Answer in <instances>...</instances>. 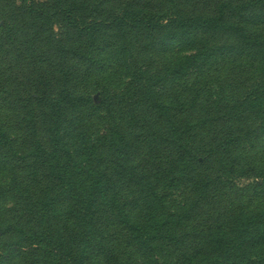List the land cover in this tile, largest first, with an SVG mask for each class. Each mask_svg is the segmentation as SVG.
<instances>
[{
    "label": "rangeland",
    "instance_id": "374dc122",
    "mask_svg": "<svg viewBox=\"0 0 264 264\" xmlns=\"http://www.w3.org/2000/svg\"><path fill=\"white\" fill-rule=\"evenodd\" d=\"M73 1L93 33L80 40L66 36V42L67 29L50 16L52 10L46 11L49 32L40 29L37 35L31 21H23L27 8L41 12L40 5L52 0H0V124L12 141L0 161V253L18 243L22 248L12 250L8 264H41L42 252L32 242L49 231L68 239L81 264H214L217 240L250 219H264V130L261 117L249 109L255 96L264 97V73L255 72L252 57L235 55L206 69L191 68L178 79L174 62L197 50L229 48L239 34L191 30L183 36L172 28L181 20L225 17L233 29L264 43V0ZM159 20V28H146ZM45 78L53 92L67 87L80 97L79 107L59 112V134L81 175H73L61 157L38 159L50 152L54 131V118L39 103ZM148 89L180 128L216 120L198 126L191 150L207 175L205 194L191 183L167 185L174 135L139 103ZM132 113L140 117L138 125L131 123ZM152 130H160L162 139L152 141ZM113 132L135 146L132 165L148 187L114 173ZM226 137L235 138L233 147L216 152L215 140ZM86 172L106 181L103 199L87 192L97 177ZM153 220L172 235L151 238ZM7 228H16L15 234Z\"/></svg>",
    "mask_w": 264,
    "mask_h": 264
},
{
    "label": "trees",
    "instance_id": "16d2710c",
    "mask_svg": "<svg viewBox=\"0 0 264 264\" xmlns=\"http://www.w3.org/2000/svg\"><path fill=\"white\" fill-rule=\"evenodd\" d=\"M40 8L43 11L33 12L30 8H27L26 13H24L23 16L24 23L27 20L31 21L30 27L32 28V32L37 35L39 34L40 29H45L44 31L46 32L50 31L51 28L49 27H51V24L49 22V15L46 13V11L50 10H52L50 14L51 17L60 19L64 23V26L67 29V33L64 36L66 42L70 39L66 38V36L75 37L80 40L82 37H86L93 33L92 28L82 25V7L73 0H52L50 6L41 4ZM238 13L242 15L241 12ZM119 21L122 23L125 21V18L121 17L119 18ZM166 22L174 23V21L170 20H167ZM252 23H256V21L254 20ZM161 24L160 20L159 22L151 21L150 25L146 28H154L156 26L159 28ZM231 26L232 25L225 21V17L223 19L208 21H203L199 18L181 20L173 25L172 30H179L183 36L191 30H197L198 32L202 30H204V32L213 31L216 33L222 31V33L227 34L230 38H232L230 32L234 33L236 31L239 36L237 43L229 48H216L215 50H209L206 52L197 50L191 55L182 57L172 64V73L180 79L184 77L183 73L188 72L191 68H198L200 65L206 69L211 66L213 62H216L221 58L233 57L235 55L241 57L247 55L248 57H252L256 64L255 72L257 73L261 71L264 73V43L258 42L252 36L244 34L243 31L239 29H233ZM230 28L232 30H230ZM48 38L53 41L50 37ZM70 41L73 42L72 39ZM57 48L60 50L59 45ZM47 63L50 64L49 61ZM154 87H156V85ZM79 101L80 97H76V95H74L71 90H68L67 87H64L59 92H53L51 82L45 78L42 98L39 100V103L41 109H43V114H50V116L54 118L53 124L50 128V130L54 131L51 132V138L49 140L51 147L50 152L47 153L42 151L38 159L41 161L58 162L61 157L65 162L69 161V167L72 169L71 173L73 175H81L82 172L81 168L71 158L69 150L65 144H62L61 142L63 140L59 134V130H61L60 113L68 106L73 108L79 107ZM159 101L158 94L153 89L146 90L145 93H142L141 98L139 99L141 106H144L145 110H149L150 113L154 114V119L158 123H163L167 126H164V130H167V133L168 130H170L174 135L171 141L173 156H171L170 159L173 160L175 164L173 167H169L165 170L164 179H168L167 185L171 187L176 186L180 182L191 183L199 193L205 194L207 187L209 186L206 181L207 175L201 171L200 162L195 158L191 150L196 148L193 144L197 138V132L199 131L196 130L199 129L198 126H200L201 129H205L208 125L216 122V120L208 118V120L204 121V119H202L199 124H185L184 128H180L179 124H176L174 118L171 116L168 107ZM252 104L253 105H251L249 109L255 111L257 114L256 116L261 117L260 130H264V118H262V116H264V97L261 98L260 96H255ZM139 119L140 117L136 114H131L130 121L133 125H138ZM142 120L143 126L151 130L150 123L146 124L145 120ZM4 130V126L0 124V161L5 154L3 153V150H8L10 146H12V141ZM148 136L149 138H152V141L156 142L162 139V132L160 130H152ZM251 137L252 136L250 135L249 138ZM234 141L235 138L229 137H226L225 140H215L214 150L218 152L223 146L233 147ZM59 145L62 147L61 149H59ZM110 147L112 148L114 160L116 161L114 173L120 177L127 174L131 178V181L136 185L148 187L150 185L149 181L143 176H139L132 165V158L135 155V146L122 133L113 132L110 139ZM232 165L235 168L237 167L238 162H234ZM87 174L91 178L93 176L97 177L95 182L90 184L91 188H89L87 192L93 194L97 191V195H100L103 199L106 191V181L98 174ZM259 175L264 182V170H262ZM79 180L82 181L83 178L79 176ZM103 186L105 187L102 188ZM76 198H78L77 195ZM91 199L93 200V198ZM257 216L260 218L263 214H257ZM151 226V233L153 236L150 237L153 239H156L158 235H167V233L172 235V231L168 228L166 232L164 229L165 225L159 223L157 220H153ZM138 228L137 225L133 226V229L135 230H138ZM6 231L10 232V235H14L16 228H7ZM20 232L23 233L22 231ZM34 236L35 240L32 244L34 247H38L42 252L43 260L41 261V264H81V260L76 257L74 249L70 250L69 246L71 245L68 239L62 235L58 234L56 237H51L50 232L46 231L45 236L41 234H35ZM170 237L171 236H169V239H172ZM13 241L14 240H12V243ZM213 247L215 252H218L217 257L215 258L217 261L214 264H264V219H260V221L250 219L248 224L238 225L234 228L232 233L217 240ZM21 248L22 247L18 243L8 246V254L4 255L0 253V264H8V260L6 259L12 255V250H19ZM224 257L228 260H224Z\"/></svg>",
    "mask_w": 264,
    "mask_h": 264
}]
</instances>
